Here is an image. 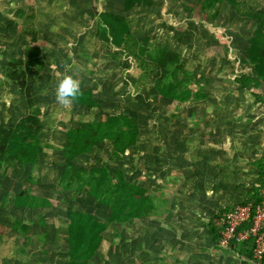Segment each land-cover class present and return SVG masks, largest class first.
<instances>
[{
    "label": "rangeland",
    "instance_id": "1",
    "mask_svg": "<svg viewBox=\"0 0 264 264\" xmlns=\"http://www.w3.org/2000/svg\"><path fill=\"white\" fill-rule=\"evenodd\" d=\"M246 1L264 11V0ZM204 2L153 0L150 7L124 14L122 0H0V120L16 123L28 113L23 91L3 76L5 59L22 54L26 42L35 39L50 64L39 87L45 108L41 139L48 147L37 165L0 172V201L6 204L0 209V264H67V208L72 203L108 217V209L93 200L52 188L63 170L67 132L107 113L140 118L137 145L123 162H114L102 145L77 164L123 169L157 201H166L170 213L115 226L91 264H246L230 247L214 245L209 224L216 214L245 201L257 178L253 162L264 155V104L255 103L235 82L236 76L251 72L242 56L256 26L226 5L202 11ZM31 9L35 17H23ZM103 11L126 15L137 37L150 35L178 51L196 78L209 80V98L159 104L151 85L136 86L142 74L136 64L126 57L113 61L111 46L96 37L97 14ZM65 72L81 87H93L101 108H60L54 92ZM256 92L264 94V88ZM22 191L49 199L51 205L17 208L12 200ZM16 221L30 226L27 235L14 229ZM206 246L208 253H201L199 248Z\"/></svg>",
    "mask_w": 264,
    "mask_h": 264
},
{
    "label": "trees",
    "instance_id": "2",
    "mask_svg": "<svg viewBox=\"0 0 264 264\" xmlns=\"http://www.w3.org/2000/svg\"><path fill=\"white\" fill-rule=\"evenodd\" d=\"M152 4L153 0H122L124 14ZM219 4L228 6L236 17L247 18L256 26L242 56L243 62L251 67V72L236 76L235 82L240 89L253 95L255 103L264 104V94L256 92L264 88V11H256L246 0H205L200 9H212ZM190 6L192 4L185 9L189 10ZM124 14L112 11L98 13L96 37L111 46L108 56L113 61L120 63L122 57H126L136 64L142 72L136 86L151 85L159 104H189L207 100L210 96L209 80L201 82L196 78L187 69V60L168 45L150 35L137 37ZM216 15L212 18L215 19ZM25 16L33 19L35 11L31 9L29 13H24ZM35 42V39H30L24 45L22 54L4 61L3 76L12 86L23 91L28 113L16 123L8 124L0 120V172H8L19 165L26 168L37 165L48 147L41 139L45 108L39 87L46 80L50 64L42 47ZM80 90L79 98L73 103L75 106L88 110L101 108L93 87L80 86ZM140 135V118L128 113H107L100 120L82 121L67 132L62 147L63 170L52 188L71 192L77 198L93 200L109 212L104 220L73 203L67 208V264H91L104 245L107 233L117 225L152 217L161 219L170 213L166 201H157L149 188L129 180L123 169L107 164L83 168L77 164L80 158L94 154L102 145L108 148L114 162H123L127 153L137 145ZM253 167L257 178L241 205L253 204L257 207L264 200V155L253 162ZM12 202L17 208L34 210H44L51 205L49 199L23 191L13 197ZM5 206L0 201V209ZM232 210L234 208L225 209L214 219ZM40 218L44 224L46 217L41 215ZM214 219L209 224V234L214 245L218 246L221 234ZM13 227L25 235L30 230V226L21 221H16ZM251 227L250 222L239 227L230 248L244 263L264 264V255L261 259L255 258L257 237L237 240L240 233Z\"/></svg>",
    "mask_w": 264,
    "mask_h": 264
},
{
    "label": "built area",
    "instance_id": "3",
    "mask_svg": "<svg viewBox=\"0 0 264 264\" xmlns=\"http://www.w3.org/2000/svg\"><path fill=\"white\" fill-rule=\"evenodd\" d=\"M253 212H255L254 216H252ZM249 222L252 227L240 233L237 240H246L251 236L257 237L255 258L261 259L264 255V200L257 207L253 204L240 205L231 212L216 218L214 224L220 228L221 234L219 245L229 248L238 228Z\"/></svg>",
    "mask_w": 264,
    "mask_h": 264
},
{
    "label": "clouds",
    "instance_id": "4",
    "mask_svg": "<svg viewBox=\"0 0 264 264\" xmlns=\"http://www.w3.org/2000/svg\"><path fill=\"white\" fill-rule=\"evenodd\" d=\"M81 94L80 82L69 72H65L55 86L54 99L62 109H69Z\"/></svg>",
    "mask_w": 264,
    "mask_h": 264
},
{
    "label": "crops",
    "instance_id": "5",
    "mask_svg": "<svg viewBox=\"0 0 264 264\" xmlns=\"http://www.w3.org/2000/svg\"><path fill=\"white\" fill-rule=\"evenodd\" d=\"M223 248V247H222ZM199 250H200V252L201 253H208V251H209V249H208V247L206 246V247H202V248H199ZM246 264H250V263H246ZM252 264V263H251ZM255 264V263H254Z\"/></svg>",
    "mask_w": 264,
    "mask_h": 264
}]
</instances>
